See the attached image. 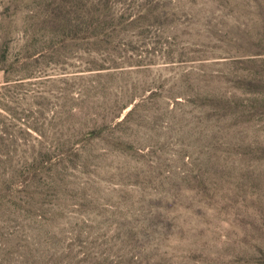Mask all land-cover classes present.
I'll return each instance as SVG.
<instances>
[{"label": "rangeland", "instance_id": "1", "mask_svg": "<svg viewBox=\"0 0 264 264\" xmlns=\"http://www.w3.org/2000/svg\"><path fill=\"white\" fill-rule=\"evenodd\" d=\"M0 138V264H264V0H0Z\"/></svg>", "mask_w": 264, "mask_h": 264}, {"label": "trees", "instance_id": "2", "mask_svg": "<svg viewBox=\"0 0 264 264\" xmlns=\"http://www.w3.org/2000/svg\"><path fill=\"white\" fill-rule=\"evenodd\" d=\"M128 113L126 115H128ZM5 141H6L5 138H0V147L4 146ZM9 183L10 181L7 179L0 181V205L7 207V212L13 211L18 216L20 212H23L26 209L30 208L31 206L33 207L36 205V197L32 193L25 194V197L22 199L20 205L18 204V198L16 199V197L10 195L9 193L6 194L7 200H5L6 199L5 192L7 191V186Z\"/></svg>", "mask_w": 264, "mask_h": 264}]
</instances>
